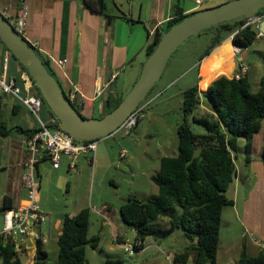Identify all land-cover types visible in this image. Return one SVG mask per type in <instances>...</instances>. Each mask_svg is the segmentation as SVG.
Returning <instances> with one entry per match:
<instances>
[{"label": "crops", "instance_id": "crops-1", "mask_svg": "<svg viewBox=\"0 0 264 264\" xmlns=\"http://www.w3.org/2000/svg\"><path fill=\"white\" fill-rule=\"evenodd\" d=\"M229 1L232 0H203L199 5L197 0H106V15H102L86 9L84 0H0V11L17 15L25 3L28 13L27 40L39 41L38 54L48 62L63 89L69 93L77 86L83 96V106L78 109L84 117L94 118L97 112L107 111L110 101L123 98L122 95L131 90L148 57L147 48L153 42L156 31L163 30L173 18L175 5L187 15ZM246 54L245 50L241 57L246 58ZM6 56L9 57L11 74L19 78L24 69L9 52L5 51L0 64ZM235 57L236 54L233 57L234 67L237 65ZM50 58L66 59L67 62L58 67ZM41 113L44 121L52 116L46 106H43ZM0 123L9 130L6 135L0 134V209L6 200L12 208H17L25 205L27 200L23 174L30 153L26 141L32 134L29 132L37 130L39 122L14 97L0 95ZM245 146V140L240 139L235 153L237 173L227 191V196L234 204L225 207L222 213L218 264H237L242 251L249 257L264 253V163L260 157L262 142L257 155L249 164L245 162ZM72 160L76 164L75 170L70 168ZM113 163V156L103 141H99L93 159L90 156L76 159L62 157L58 168L53 166L48 157L39 163V205L48 216L45 223H48L49 232L45 234L43 223L39 231L48 238L44 248L50 243L58 246L57 240L62 234L65 214L75 216L87 208L59 210L47 201L53 194L65 195L64 191L71 193L89 165H93L94 178L96 172L101 171L100 182L104 181ZM152 171L149 172L150 178L157 172ZM104 205L107 206V216L111 206L103 204L102 207ZM99 216L104 227L106 220ZM237 228H240V234ZM111 231L114 233L113 223ZM53 234L56 235L55 241ZM115 241L121 248L120 236H116ZM189 244L188 240L184 247ZM145 250L143 244L141 251ZM35 254L33 247L21 256L22 262L33 264ZM23 256H26V261H23ZM229 256H234L236 261L230 262Z\"/></svg>", "mask_w": 264, "mask_h": 264}, {"label": "trees", "instance_id": "trees-1", "mask_svg": "<svg viewBox=\"0 0 264 264\" xmlns=\"http://www.w3.org/2000/svg\"><path fill=\"white\" fill-rule=\"evenodd\" d=\"M83 4L94 14L106 15V0H84ZM173 11L168 25L156 31L147 48V56L155 50L165 32L190 15H184L178 5L173 7ZM258 14H264V9ZM247 21L242 17L205 30L212 31L213 36L199 61L209 56L229 36L237 47L249 48L256 40L258 30L254 25L245 26ZM4 48L19 63L5 45ZM43 61L50 74L55 76L48 62ZM233 65L232 57L213 70L200 82V86L198 82L184 91L177 154L161 158L159 171L151 177L158 187L157 196L150 200L130 198L120 208L122 221L134 227L135 241L142 242V246L149 236L166 237L175 230H182L190 244L183 252L174 255L177 264H218L222 213L225 207L234 204L227 191L237 173L235 153L239 140H245L246 164L257 155L262 142L260 157L264 163V77L257 92L251 91L247 74L239 80L225 75L219 77L230 75ZM35 92L41 96L37 88ZM122 99L110 101L107 112L114 110ZM201 107L205 111L198 115ZM191 120L203 126L206 132H193ZM8 133L9 130L0 123V134ZM8 208L12 205L6 200L1 210ZM166 217H170L168 226H160V220ZM90 221L89 208L82 209L75 216H63L62 234L57 240L58 257L54 264H87V245L96 249L100 242L98 235L89 237ZM119 243L125 242L121 239ZM48 257L44 244L38 241L33 264H47ZM0 258L1 264H23L11 243L1 246ZM105 264H123V261L107 260ZM237 264H264V253L249 257L242 251Z\"/></svg>", "mask_w": 264, "mask_h": 264}, {"label": "rangeland", "instance_id": "rangeland-1", "mask_svg": "<svg viewBox=\"0 0 264 264\" xmlns=\"http://www.w3.org/2000/svg\"><path fill=\"white\" fill-rule=\"evenodd\" d=\"M212 36V31H203L188 39L178 48L170 58L161 78L141 104L144 107L145 117L129 134L115 133L113 136L100 140L108 147L114 162L104 181L100 182L101 171L96 172L94 178L93 165H89L88 170L79 183L74 186L71 193L64 191L65 195L53 194L47 201L50 206L59 210L83 207L90 209L89 237L98 235L101 240L96 249L87 245V264H105L107 260H121L123 264H177L174 262V255L183 252L184 246L188 242V238L182 230H175L166 237H147L144 243L146 250L135 252L131 257L119 247L115 237L120 236L125 243L132 245L135 243L136 231L134 227L122 221L120 208L130 198L150 200L157 196L158 187L150 178L149 172L151 170H153L152 172L159 171L161 156L177 154L178 127L183 120L184 91L197 84L199 79L200 82L203 81L213 70L234 57V45L226 38L208 57L199 61V57L211 43ZM245 50L247 56L244 63L248 68L247 75L251 91L257 92L260 88V81L264 77V36L256 38L249 48L242 49L243 52ZM243 52L236 54V63ZM4 53L5 48L0 41V60ZM223 75L231 78V74H222L219 77ZM129 92L124 93L122 97L124 98ZM204 111V108L201 107L197 113L201 115ZM107 113V111L97 112L94 118H101ZM190 126L195 133L206 132L203 126L192 120ZM121 149L126 150L127 159L120 157ZM103 204L111 206V210L107 213L109 219L104 221V227L100 222L102 218L94 210L101 209ZM3 215V211L0 209V228L3 224ZM169 220L170 217L163 218L160 220V226H168ZM111 223L114 226V233L111 231ZM47 227L48 223H44L43 231L46 235L49 234ZM237 231L240 234V228H237ZM53 239L55 241V234H53ZM45 248L49 252L47 264H54L58 257V246L50 243ZM22 259L26 261V256H23ZM228 260L236 261L234 256H229ZM1 263L2 259L0 258Z\"/></svg>", "mask_w": 264, "mask_h": 264}, {"label": "built area", "instance_id": "built-area-1", "mask_svg": "<svg viewBox=\"0 0 264 264\" xmlns=\"http://www.w3.org/2000/svg\"><path fill=\"white\" fill-rule=\"evenodd\" d=\"M202 1L203 0H197V3L200 5ZM2 14L14 27L16 32L27 39L26 28L28 13L25 3L22 4L17 15H10L7 12H2ZM263 21L264 14H257L254 18L248 19L245 26L254 25L258 30L257 38H262L264 33L260 31V26ZM29 43L38 52L39 41H29ZM234 48V54L243 52L242 48L237 46ZM49 60L58 67H62L67 62L66 59L50 58ZM244 60L245 57H240L237 66L232 70L231 79L234 78L239 80L247 74L248 68ZM35 88V83L27 71L24 70L19 78L12 75L9 68V57L6 56L3 58L0 64V95L14 97L19 103L26 106L39 122L37 130L33 132L26 141V146L30 153V158L25 165V172L23 174V186L27 190L26 204L17 208L3 210V224L0 228V253L2 245L11 243L20 258L33 247L36 250L38 241H41L43 244L48 241V238L43 236L39 231L40 226L48 219L47 214L41 210L39 205L40 184L37 175L39 163L45 157H48L51 159L53 166L58 168L62 157L65 156L72 159L90 156L93 159V157L96 156L99 144V141L75 140L60 128V123L54 115H52L49 120L44 121L40 113L45 102L42 97L35 92ZM67 94L73 106L76 108L83 106V96L80 94L77 86H74L73 90ZM96 94L99 95L100 91ZM144 117V107L140 105L128 116L115 133H120L121 135L129 134ZM120 156L123 159H127V152L125 149L120 151ZM70 168L75 170L76 164L74 160H72ZM94 210L101 215L103 219H108L105 215L107 206L104 205L101 210ZM250 236L253 237L252 234ZM29 245L33 246L31 247ZM121 248L131 257L135 252L141 251L143 246L142 242L135 241L133 245L130 243H123Z\"/></svg>", "mask_w": 264, "mask_h": 264}, {"label": "water", "instance_id": "water-1", "mask_svg": "<svg viewBox=\"0 0 264 264\" xmlns=\"http://www.w3.org/2000/svg\"><path fill=\"white\" fill-rule=\"evenodd\" d=\"M264 9V0H232L197 10L174 24L147 57L140 76L118 106L101 118L84 117L71 103L57 77L50 74L43 58L20 36L0 11V40L24 67L60 128L77 141H100L113 135L145 100L164 73L170 58L191 37L216 25L242 17L254 18ZM264 33V21L260 26ZM233 43V42H232ZM234 46H236L233 43Z\"/></svg>", "mask_w": 264, "mask_h": 264}, {"label": "bare ground", "instance_id": "bare-ground-1", "mask_svg": "<svg viewBox=\"0 0 264 264\" xmlns=\"http://www.w3.org/2000/svg\"><path fill=\"white\" fill-rule=\"evenodd\" d=\"M231 37V36H230ZM228 38V42H230V43H232V41H231V38ZM233 45V44H232ZM233 49H234V51H235V48H234V46H233Z\"/></svg>", "mask_w": 264, "mask_h": 264}]
</instances>
